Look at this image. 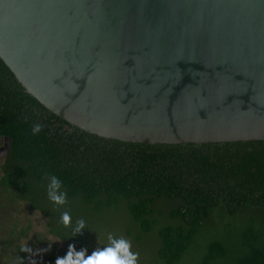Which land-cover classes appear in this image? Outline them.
Here are the masks:
<instances>
[{
  "label": "water",
  "instance_id": "water-1",
  "mask_svg": "<svg viewBox=\"0 0 264 264\" xmlns=\"http://www.w3.org/2000/svg\"><path fill=\"white\" fill-rule=\"evenodd\" d=\"M0 59L105 139L264 140V0H0Z\"/></svg>",
  "mask_w": 264,
  "mask_h": 264
},
{
  "label": "trees",
  "instance_id": "trees-1",
  "mask_svg": "<svg viewBox=\"0 0 264 264\" xmlns=\"http://www.w3.org/2000/svg\"><path fill=\"white\" fill-rule=\"evenodd\" d=\"M35 124L41 131L33 135ZM0 139L8 144L0 187L44 216L49 234L86 255L107 246L110 234L150 252L153 264H264V140L105 139L48 111L1 59ZM51 175L62 182L64 205L47 198ZM63 212L71 217L67 227ZM116 216L122 220L114 226ZM81 219L84 229L70 238ZM15 247L16 264H26ZM144 261L138 254L137 264Z\"/></svg>",
  "mask_w": 264,
  "mask_h": 264
},
{
  "label": "rangeland",
  "instance_id": "rangeland-1",
  "mask_svg": "<svg viewBox=\"0 0 264 264\" xmlns=\"http://www.w3.org/2000/svg\"><path fill=\"white\" fill-rule=\"evenodd\" d=\"M3 159L0 155V165ZM113 219L114 226L122 220L121 216ZM22 232L25 234L22 235ZM121 236L123 237L120 235V238ZM69 244L71 243L59 240L47 232L44 216L20 201L12 190L0 187V264L18 262L16 245L20 247V251L25 246L31 249V254L25 252L26 264H55L57 257L65 255ZM74 250L78 251L75 247ZM131 251L141 254L145 258V264H153V256L147 250L141 253L131 245Z\"/></svg>",
  "mask_w": 264,
  "mask_h": 264
},
{
  "label": "clouds",
  "instance_id": "clouds-1",
  "mask_svg": "<svg viewBox=\"0 0 264 264\" xmlns=\"http://www.w3.org/2000/svg\"><path fill=\"white\" fill-rule=\"evenodd\" d=\"M41 131V125L35 124L31 133L35 135ZM61 180L51 175L48 177L47 198L54 205H64L66 203V193L61 191ZM61 222L67 227L70 223L71 217L67 212L61 214ZM84 229V221L78 220L72 229L70 238L75 237ZM69 238V239H70ZM107 246L94 249L89 255L85 256L87 249L82 248L80 251H75L72 244L68 245V250L65 255L57 257L55 264H137L138 253L131 251V243L123 238L116 239L112 235H108ZM21 251L31 254V249L27 246Z\"/></svg>",
  "mask_w": 264,
  "mask_h": 264
},
{
  "label": "flooded vegetation",
  "instance_id": "flooded-vegetation-1",
  "mask_svg": "<svg viewBox=\"0 0 264 264\" xmlns=\"http://www.w3.org/2000/svg\"><path fill=\"white\" fill-rule=\"evenodd\" d=\"M0 154H2V151H1V147L3 146V141L0 139ZM208 263L207 264H226V260L222 259V258H217L215 260H212V261H207Z\"/></svg>",
  "mask_w": 264,
  "mask_h": 264
}]
</instances>
